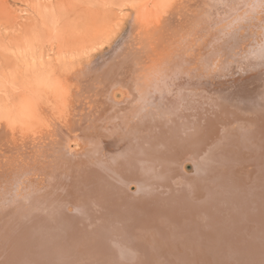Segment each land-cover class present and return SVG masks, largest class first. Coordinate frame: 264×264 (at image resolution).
Instances as JSON below:
<instances>
[{
  "label": "bare ground",
  "instance_id": "bare-ground-1",
  "mask_svg": "<svg viewBox=\"0 0 264 264\" xmlns=\"http://www.w3.org/2000/svg\"><path fill=\"white\" fill-rule=\"evenodd\" d=\"M107 1L109 3L114 2L118 5V0H113L112 2H110V0ZM107 1L106 3L101 2V4L99 3V5H96L98 2L96 3L95 0H59V2L56 1L57 3H52L53 1H51L52 4L49 5L34 6V18L29 20L30 23L28 21L22 26V32L25 26L29 24L28 26L31 27L33 26L31 25L32 23L36 21V23H38L39 20L41 24H37V28H32V32H40V30H42V25L44 23L47 25V19L52 17L53 19H51V21H54L51 26H55V28L53 27L54 29L51 30L52 28L49 25L47 26L50 27L51 32H54L50 35L51 39H53L52 35H54L55 32L59 37L58 39L54 37L57 41L55 43L56 46H54L57 57H54L56 60H52L48 59L51 58V56L45 58L46 56L44 53H40L39 55L35 53L36 56L31 54L32 57L30 55L26 58V62L23 61V71L22 69L20 70L22 72H18L15 69H8L7 67L8 70L1 73L3 79H0V87L4 86L2 89L6 87L8 92L7 97H9L10 92L13 93V97H17L18 100L21 98V100H19L18 103L15 102V104L20 107H26L27 101L29 102L30 99L34 98V94L41 97L42 93L40 92L45 90L43 92L44 95L46 89H48V83H52L51 85L56 84L57 87H55L59 89L63 81L66 82L65 79L68 78L67 75H64V72H68L70 77L72 75L71 78L77 77L75 79L77 81L81 72L83 73L85 70L94 66V63L98 64V58L92 60L88 56L91 55L92 51H96V46L106 39L109 35V28L111 30L110 22L112 21V9H104V4H107ZM120 1L119 4L125 2L124 0ZM160 1L161 0H159V5ZM182 1L183 0H181V2ZM204 1L208 0H196L197 7L199 8L201 2ZM178 2L181 3L180 1ZM196 2L194 3V8L196 7ZM213 2L214 5L218 3L216 7H219L218 5L221 3L219 0ZM229 2L232 1L230 0ZM161 3H163V1H161ZM254 3L256 4V1ZM222 5L223 4H221V6ZM229 5H227L228 10H230L229 8L231 7V4ZM168 6L170 7L171 4ZM172 6H174V3H172ZM172 6L170 8H172ZM180 6L176 7V9H179ZM210 6L209 8L206 7V10L214 7L213 5ZM190 7L192 9L193 5L191 4ZM225 7L224 4V8ZM233 7L234 6L231 8ZM236 7H234L235 10ZM215 8L214 10H216ZM222 8H217L218 11L216 10V12L212 9L211 12H214L213 17H215V14H218L219 10ZM242 8L244 10V7ZM224 11L225 10L220 14L222 18L228 12L226 9L227 12L225 11L226 13H224L223 16ZM236 13L237 12H235V14ZM217 14L216 16L219 15ZM228 15L226 16L228 17ZM236 15V18H239L238 14ZM209 16L212 18V14ZM206 18L204 16L205 20ZM249 21L248 19L244 24ZM251 21H253V18ZM220 22H222V20ZM234 22H236L235 19ZM147 23L148 22H146V24ZM262 24L261 26H263ZM45 25H43V27ZM219 25H221V23H218V27ZM143 26L147 25L143 24ZM241 26H238L239 29ZM253 26H251L250 29L246 27V30L249 31L251 35H248V33L245 34L248 37L251 36L253 40L250 41L257 42L256 45L258 48L263 50L264 44L263 46L261 44L263 41L260 43V36L253 38L256 32L262 34V29L257 28V26L260 25L255 22ZM30 27L29 29L31 31ZM129 28L128 31L130 30ZM206 28L207 27H205V29ZM223 28L226 30L225 27ZM29 29L26 28L25 31ZM205 29H203V31ZM207 31L209 32L210 30L207 29L206 33H208ZM49 32L47 31L46 33L49 35ZM27 33L29 34V31ZM223 33H225V31ZM127 34L128 33L125 35ZM133 34L132 36H134ZM64 35H68V38L72 40L67 39L66 41H62L61 39ZM235 35L237 36L238 34L235 33ZM207 36H209V34ZM227 36L229 35L227 34ZM124 37L125 36H123V38ZM161 37H163V35ZM63 40H65V38ZM135 40L136 39H134V42ZM240 40L241 38L238 41ZM129 41H131L130 37ZM238 41L236 43H238ZM136 42L139 43V41ZM120 43L122 44L121 41ZM127 44H130V42ZM221 44L223 43L221 42ZM242 44L243 43H241V45ZM251 44L252 43H250V45ZM221 47L223 46L221 45ZM210 48L209 50H212V48ZM243 48L245 47L241 46V49ZM223 49H225V47ZM205 50L206 49H204V51ZM246 52L244 53L246 56L252 54ZM257 52H259V49ZM115 53L117 52L115 51ZM234 53L233 51V55ZM134 54L136 53L134 52L133 55ZM161 54H164V50ZM184 54L186 57V53ZM191 54L193 53L191 52ZM241 54L242 53H240V58L242 56ZM208 55L210 54H207L206 57H208ZM125 56H127V54H125L124 57ZM136 56L137 55L134 57ZM144 56L146 57V54H144ZM153 56L154 55H152V57ZM160 56L162 57V55ZM228 56L230 57V55ZM243 56L245 57V55ZM206 57H202L201 60L204 61V59H207ZM232 57L235 58L236 54L235 57L231 56L230 58ZM150 58L148 59L149 61L151 60ZM230 58L229 61L231 62ZM233 58L232 61H235ZM125 59L123 58V60ZM137 59L138 58H134L130 63L132 65L131 70H135L133 72V74L135 73L133 79H137L136 77L140 76L142 74L141 71H143L138 68L139 65L137 64L139 59ZM152 60L154 59L152 58ZM246 60L247 59H245V61ZM15 61H13V65H15ZM119 61L121 62L122 60L120 59ZM125 61L124 64L126 63ZM210 62L211 61H209V63ZM155 63L153 64L154 67ZM206 63H208V61H206ZM206 63H204V65ZM215 63H217V61ZM117 64L119 63L117 62ZM130 64L128 65L130 66ZM169 64L170 63L167 62L168 68L171 66H169ZM225 64L223 63L222 65ZM227 64H229V62ZM261 64L251 68L256 71L253 73H257V71H261V69L264 68L263 64ZM20 65L19 63L17 68L21 67ZM175 65H177V63L174 64V66ZM232 65L231 68L234 66ZM129 66L127 68L130 69ZM146 66L148 69L147 64ZM164 66L163 64L162 67ZM229 66L228 68L225 66L228 71ZM111 67L112 66L107 67L100 73H98L99 70L97 69L98 71H94L93 75L96 74L98 76L99 74L103 79L107 77L110 78L112 75L115 76L116 74L113 73L117 70L116 66L114 69ZM154 67L152 66V68ZM166 67L167 66L164 68L166 69ZM206 67L208 66H205V68ZM108 68L111 69L109 70ZM171 69H169V71H173ZM177 69L179 70V68ZM226 69H224V71ZM178 70H176V72ZM146 71L144 73H146ZM152 71L154 70L152 69ZM127 72L129 75L132 73H129V71ZM183 72L172 81H168L167 79L164 80H167V83L165 82L167 85H175L173 87L171 86L169 89H167L168 87L166 88V86L164 87V84L161 82L152 83V85L157 86L153 87L150 82L148 85L145 79H141L140 82L137 80L136 84L139 83V87L135 86L137 90L134 91L132 95L130 94L132 96H130L131 98L129 97V99H126L124 102H118L117 100H113L115 98L111 99V95L109 94L110 96L108 99L111 101L107 99L110 102H106L107 100H104L102 106L99 107L100 109L92 120L91 118L87 119L86 117H88V115L85 117V115H83L85 113H83L82 115L87 120V123L88 120L90 123L87 124L86 121L83 122L82 118H80V122H76L77 126L74 125L79 128L78 130L82 133L81 136L84 135L87 137V141L84 143L86 149L79 154L66 152L64 142L55 141L57 152L55 153L57 156L56 154L54 155L56 156L54 159L56 162L51 169L53 171V176L50 177L49 182L55 187L52 189L53 194L57 195H55L54 198L46 199L49 195L46 194V196L34 199L33 203L31 201L32 204L30 203V206H28L24 200H19L23 202V205L21 207L19 206L20 208L16 210H10L12 209L11 207H13L12 204L16 200L5 201L4 199V201H0V264H170L169 261L166 262V260L169 259L172 264L173 262L175 263L176 261L170 257L167 259L168 257L164 255L165 258H163L164 256L159 252L161 246L164 244L165 247L167 245V249L165 248L166 251L170 252L169 254L164 252V254L171 255L172 258L176 257V260L179 261L178 264H264V93L253 92V90L249 89L233 88V92L225 90V92L218 91V94H216L218 98L213 99L211 96L212 93L199 95L198 91L196 92V89H198L197 87L206 86L201 77L190 74L191 71L189 72V70L185 71L186 74H183ZM52 74L58 77H52ZM65 76L67 77L65 78ZM254 76L253 78H256ZM151 77L152 76H150V78ZM54 78L62 80L58 82L57 80L55 81ZM93 79L92 76L91 80ZM120 79L122 78L120 77ZM67 80L70 82L71 79L69 80L68 78ZM79 80L82 81L83 79L81 78ZM87 81L86 86L91 84L90 80V83H87ZM100 81L101 80H99V82ZM6 82L9 84L8 86L5 85ZM71 82L74 83L73 81ZM71 82L70 84H72ZM83 82L84 81H82V83ZM125 83L129 84V82ZM125 83H123V85ZM132 83H135V81L132 80ZM68 86L69 85H67V88ZM77 86H79L78 83ZM100 86L102 85L100 84ZM111 86L108 85V87ZM183 86L184 89L182 88ZM38 87L41 91L36 89ZM99 87L97 89H99ZM124 87L126 86L124 85ZM88 88L89 87H87V89ZM91 88L90 90H93ZM87 89L86 91H88ZM105 89L108 94V89ZM94 90L92 91L93 93ZM207 91H209V89H207ZM97 94L99 93H94L95 96ZM103 95L102 97H106V94L103 93ZM50 96H52V94H48V98ZM74 96H68L69 101L70 98L73 99L70 101L71 104L75 100ZM65 100L70 104L68 99ZM5 102L7 101H4L3 104H5ZM79 102L81 103V101ZM95 102L99 103V101ZM3 104L1 102L0 107ZM28 104H30V102ZM56 104L55 106L58 105ZM73 105L74 104L71 106ZM3 106L1 108H3L4 111L5 107ZM30 106L31 105H27V107ZM92 107L93 105L90 107V110ZM216 107L218 109H216ZM68 109H71V107ZM21 110L23 109L21 108ZM82 111H84V109ZM87 111H89L88 107ZM239 113L242 115L241 118H239ZM57 116H60V114ZM90 116L91 114H89V117ZM93 116L92 114V117ZM237 120H244L243 122H246L247 126L249 124L251 126H249L248 130H244V132L240 131V129L237 128L238 125H235L236 127L232 126ZM72 121L75 122L74 119ZM66 128L69 127L66 126ZM75 131L77 132V130ZM75 131L74 133L76 134ZM71 136H73V133ZM71 136L70 139L73 138ZM2 142L4 141L2 140ZM0 147L3 149L1 145ZM52 151L54 153L55 150ZM11 154H13V152ZM17 154L21 155V152H16L15 155L17 156ZM21 157H23V155ZM183 160H189L192 163L193 170L189 174L185 172V168L182 166ZM57 170L60 171V174H57ZM63 173L67 175L66 177L68 179L63 177ZM69 174L70 177H68ZM30 175L31 174H29V176ZM26 179H28L27 182H30L29 178ZM26 179L23 181L24 183ZM130 183L135 184L136 188L134 192L130 191ZM55 185L58 188H56ZM199 189H205V193L200 194ZM19 193H21V196L24 194L22 190ZM28 196H31V194ZM22 197L24 198L25 195ZM198 197L199 202L196 199ZM200 199L204 200L203 202L201 201L202 204ZM36 201L38 203L40 202L43 208H39L36 205ZM68 203H70L71 209L67 208ZM201 212L204 213L203 217H205V220L202 223L203 225H198L199 223L197 224L196 219L199 218L197 215ZM138 226L145 227L149 230V233L148 230L147 234L140 232L141 229L138 228ZM135 229H137V231ZM178 232L181 234L187 232L190 235L189 239L182 241L181 238L178 237L181 235ZM196 244H199L200 247ZM195 247L200 248L199 251L201 252L197 253V251L193 250ZM177 254L179 255L177 256Z\"/></svg>",
  "mask_w": 264,
  "mask_h": 264
},
{
  "label": "rangeland",
  "instance_id": "rangeland-1",
  "mask_svg": "<svg viewBox=\"0 0 264 264\" xmlns=\"http://www.w3.org/2000/svg\"><path fill=\"white\" fill-rule=\"evenodd\" d=\"M51 1H53L52 3L59 2V0H0V79H3L1 76V73L6 72L8 69H15L18 72H22L23 66H24L23 63L26 62V58L28 56H30L31 54L33 56H36V54L39 55L40 53L41 54L44 53L46 56L45 58H48L49 56H51V58H48V59L56 60L54 58L55 56L57 57V55L55 53L56 49L54 47V46H56L55 43L57 42L55 38L58 39L59 37H58V35H56L57 34L56 32L54 35H52L53 39H51V37H50L51 33L52 34L54 33V32H51V30H53L55 28V26H51L52 22L54 21V20L51 21V19H53L52 17L47 19L48 20L47 25H49L52 28L51 30H50V27L45 25V23H44L43 25H45L46 28H45V26L43 27V25H42V30H40V32H32V28H35V27L37 28V24H39V25L41 24V23H39L40 22V20H39L38 23H36L37 21L32 23L31 25H33V26H31V27L28 26L29 24L27 26H25L24 31L22 32V30H23L22 26H24L29 20H32L34 18L33 17V7L34 6H41V5L44 6L47 4L49 5V4H52ZM99 1L95 0L96 3L98 2L96 5H99V3L101 4V2L106 3L107 0H99ZM112 1L113 0H110V2H112ZM114 1H116V0H114ZM119 1L120 0H118V5H116L114 2L109 3L108 1H107V4H104V9H106V8L112 9V14H111L112 15V21L110 22L111 30L109 28V30H108L109 35L106 37L105 40L102 41V43H100L99 45L96 46V51L95 50L92 51L91 55L88 56L92 60L98 58V61H97L98 64L94 63L95 65L92 66L91 68H89L90 71H89V69H87L88 71L85 70V72H83V73L81 72L77 81L75 80L77 77L71 78L72 75L70 77V74L67 71L66 72L68 74L64 72V75H67L69 80L71 79L70 82L71 81L74 82V80H75V82L74 83L71 82L72 84H70V82L67 80L68 79L67 78V79H65L66 82L63 81L61 86H59V89L56 88L57 87L56 84L51 85L52 83L51 84L48 83L47 84L48 89H46L47 93L45 92L44 95H43V92L45 90L41 91V89H39V87L36 88V89H39L41 91L40 93H42V94H41V97H38L34 94V98L29 100L30 104H28L29 102L27 101V105H31L30 107H27V105H26V107L17 106L15 104V102L18 103L19 100H21V98L18 100L17 97H13V93H11V92L9 93V97H7L8 92L6 90V87L4 89H2L4 86L0 87V96L3 99L2 100L0 98L2 104L4 101H7V102H5V104H3L5 106H3V105L2 106L5 107L6 110L9 108L7 111L4 108V111H3V108H1L2 106L0 107V130H1L0 136L2 137V138L0 137V141H1L0 145L3 147V149L0 147V201H4V199H5V201L16 200L12 204L13 207H11L12 209H10V210L19 209L23 205V202H20L19 200H24V202H26V204L28 206H30L31 201L33 203L34 199L46 196V194H49L48 197H46V199L47 198L48 199L54 198V196L57 195V194H55V195L53 194L52 189H54L55 187L52 183L49 182L50 177L53 176V174H52L53 171L51 169L53 168V166L56 162L54 159L57 156L55 141H61V142L63 141L65 145L67 144L65 146L63 143H61L64 145V148H66V150L65 149H63V150H65L66 152L68 151L71 154H74V153L79 154L81 151L85 150L86 146L84 145V143H85V141H87V139H86L87 137L84 135H82L83 137L81 136L82 133L80 132V130H78L79 128L75 127V126H77L76 122L79 123L80 122L79 119L82 118L83 122L86 121V123H87V120L83 117V115H85V117L88 115V117H86V118L87 119L91 118V120H92L96 116L97 111L100 109L99 107L102 106V104H103L102 102L104 100L106 101L110 95H111L110 96L111 99L115 98L113 100H117L118 102L119 101L124 102L126 99H129V97L134 93V91L137 90V87H139L138 86L139 83L136 84L137 80H138V82H140L141 79H145V81L147 82L148 85H149V82L151 83V85H152V83L154 84L156 82H159V83L161 82L164 84V87L166 86V88L168 87L167 89H169V88H171L172 85H170V84L167 85L166 84L167 80L172 81L173 79L177 78L178 75L180 76L182 74L181 72L184 71L183 74H186L185 71L189 70V72L191 71L190 74H192L194 76L198 75L199 77H201V79L204 81V85H206L205 87H197L198 89H196V92L198 91L199 95L204 94V93H208V94L212 93L211 94L212 98L217 99L218 95H216V94H218V91H224L225 90V91L233 92L234 89H237V88H242L244 90L249 89V90H253V92L264 93V68H262L261 71H257V73H253L256 71L251 69V68H253V67H255L261 63L264 66V49L260 50V48H258V46L256 45L257 42L250 41V40H253L252 37L249 36L250 37L249 38L245 34V33H248V35H251V33L246 30L247 29L246 27H248L250 29V27L253 26L254 22H255L256 24L260 25V26H257V28L262 29L261 30L262 34L256 32L255 33L256 35L254 34L255 36H253V38H255L256 36H260L259 37L260 43L262 41L264 42V40H262V39H264V36H262V35H264V23H263L264 22V5H263L264 0H250V1L249 0L248 1L247 0H238L239 2L237 0H231L232 2H229L230 0L229 1L228 0H224V1L219 0V2H221L218 5L219 7H216L218 3L215 5L213 4L214 3L213 1H218V0H208V1L201 2V5L199 8L197 7L196 0L195 1L194 0H183L182 2H181V0H178L181 3H179L177 0H168V1L167 0H161V1H163V3H161V1H160V5H159V0H130V1L124 0L125 2H122L120 4H119ZM255 1H256V4L254 3ZM195 2H196V7L194 8ZM233 2H234V4H233ZM250 2H251V4H250ZM172 3H174L175 8H174V6H172ZM169 4H171L172 8H170L171 6L170 7L168 6ZM191 4L193 5L192 9L190 7ZM221 4H223L222 5L223 8H222ZM224 4L226 6L225 8H224ZM229 4H231V7L232 6H234V7L238 6V7H236L237 11L235 10L234 7L233 8L230 7L229 8L231 10V12H230V10H228V8H227V5H229ZM210 5L211 6L213 5L214 7H211ZM160 6H162V7H160ZM178 6H180L179 9L178 8L176 9V7H178ZM209 6L211 7V9L206 10L207 8H209ZM220 7L222 9L219 10V13H218L219 15L216 13L220 18L218 16H216V14H215L216 18L213 17L214 12H216L217 8L219 9ZM242 7H244V10ZM214 8L216 10H214ZM249 8H251V9H249ZM212 9L214 12L213 11L211 12ZM226 9L229 13L226 11ZM232 9H233V11H232ZM223 10H225L227 13L224 11L223 16H224V13H226V14L222 18V15L220 16V14L222 13ZM152 12H153V14H152ZM235 12H237L236 14H238L239 18H236L237 15L235 14ZM208 13L212 14V16H211L212 18H210V16H209L211 14H208ZM240 14H241V16H240ZM252 14H253V16H252ZM226 15H228V17ZM204 16H205V18L208 16L206 18V20L204 19ZM225 17H226V20L228 22L225 20ZM142 18H144V19H142ZM209 18H210V20H209ZM217 18H218V20H217ZM252 18H253V21H251ZM234 19L236 22H234ZM248 19L251 21V23L249 21V22H247L248 24L247 23L244 24L246 21H248ZM221 20L223 23L220 22ZM214 21H215V25H214ZM146 22H148V23L146 24ZM29 23H30V21H29ZM142 23L144 25H147V26H143ZM218 23L219 24L221 23V25H219V27H218ZM131 24H132V26H131ZM250 24H251V26H250ZM261 24L263 26H261ZM209 25H211V26H209ZM239 25L240 26L242 25L241 26L242 29H241V27L239 29V27H238ZM165 26H166V28H165ZM208 26L210 29L208 28ZM29 27L31 28V31H30ZM129 27H131V28H129ZM205 27H207V28L205 29ZM215 27H216V29H215ZM223 27H225L226 30H224ZM26 28L29 30L25 31ZM128 28L130 29L129 31H128ZM203 29H205V30L203 31ZM207 29L210 30L209 32H211V33H209L208 31H207L208 33H206ZM131 30H133V31H131ZM211 30H213L214 33ZM220 30H222L223 32L225 31V33H227L229 36H227V34L223 33ZM28 31H29V34L27 33ZM47 31L48 32L50 31L49 35L46 33ZM137 32H138V34H137ZM25 33H27L28 35ZM126 33H128V34L125 35ZM235 33H237L238 35L236 36ZM132 34L134 36H132ZM208 34H209V36H207ZM239 34H240V37H239ZM162 35H163V37H161ZM233 35H235V36H233ZM22 36H23V38L25 37L24 38L25 40L22 38ZM123 36H125L126 38L125 37L123 38ZM223 36L224 37L226 36L225 39ZM242 36H243V38H242ZM63 37L65 38V40H63L64 39ZM63 37L61 39L62 41H66L67 39H70V38H68V35L67 36L64 35ZM129 37H130L131 41H129ZM132 37H134V38H132ZM200 37H201L202 42L200 40ZM148 38H149V40H148ZM205 38H206V40H205ZM237 38H239V39L241 38V40L238 41L239 39H237ZM41 39H43V40H41ZM134 39H136L135 42H134ZM244 39H245V41H244ZM70 40H72V39H70ZM236 40L238 41V43H236L237 42ZM120 41L122 42V44L120 43ZM123 41H124V43H123ZM136 41H139V43H137ZM129 42H130V44H127ZM221 42L223 44H221ZM263 42L261 43L262 46L264 44ZM46 43H47V45H46ZM226 43H228V44H226ZM241 43H243V44L241 45ZM250 43H252V44L250 45ZM39 44L42 46V48ZM29 45H30V47H29ZM221 45L223 47H221ZM232 45H233V47H232ZM240 45L242 47L246 48V49L243 48L245 50V52L248 51L246 53H252V54L247 55L249 58L246 56V54H244L245 52L243 49H241ZM212 46H214V47H212ZM210 47L212 48V50H209ZM224 47H225V49H223ZM229 47H231V48H229ZM221 48H222V51H221ZM24 49H26V50H24ZM194 49H196V50H194ZM204 49H206V50L204 51ZM235 49H237V50H235ZM258 49H259V52H257ZM163 50H164V54H161V53H163ZM226 50L230 51V52H227ZM115 51L117 53H115ZM207 51H208V53H207ZM233 51L235 52L234 55H233ZM134 52L136 54L133 55ZM191 52L193 54H191ZM223 52H225V53H223ZM152 53H154V54H152ZM184 53H186V57H185ZM187 53L189 54L190 57L188 56ZM228 53H232V54H228ZM240 53H242L241 58L244 60H242L240 58ZM125 54H127L128 57L127 56L124 57ZM144 54H146V57L144 56ZM159 54L162 55V57ZM204 54H206V55H204ZM207 54H210V55H208V57H206ZM235 54H236V57H235ZM12 55H14V56H12ZM21 55H22V57H21ZM32 55H31V57H32ZM135 55H137V56L134 57ZM152 55H154V56L152 57ZM180 55H182V56H180ZM228 55H230V57L234 56L235 58H233V57L232 58H233V60L235 59L237 64L235 63V61H232V58H230ZM238 55H239L240 59L238 58ZM243 55H245V57H247V58H245ZM131 56L133 59L134 58L139 59V60L137 59L139 61L137 65L140 66V67L138 66V68L143 70V71H141L142 74L140 73L142 76L141 75L137 76L136 77L137 79H133V77H134L133 75H135V73L133 74V72L135 70L134 71L131 70L132 65L130 63H131V60L133 61ZM174 57H175V59H174ZM202 57L203 58L206 57L207 59H204V61H203V60H201ZM226 57L228 58V60ZM118 58H119V60L121 59L122 61L120 62L118 60ZM123 58L124 59L127 58L128 60L125 59L126 60L125 61V60H123ZM140 58L141 59L144 58V59L141 60ZM149 58L151 60L153 58L154 60L149 61L148 60ZM229 58L231 59V62L229 61ZM219 59H220V61H219ZM245 59H247V60L245 61ZM19 60H20V62H19ZM205 60L208 61V63H206ZM226 60H227V63L229 62V64L226 63L227 65L225 64ZM13 61H15V63H14L15 65L12 64ZM124 61L126 62L125 64H124ZM155 61H156V63H155ZM170 61H172V62H170ZM176 61H178V62H176ZM209 61H211L210 62L211 64L209 63ZM216 61H217V63H215ZM221 61H223V62H221ZM117 62L119 64H117ZM167 62L170 63L169 64V66L171 65L170 68H168ZM173 62H174V64L177 63V65H175L177 67L174 66ZM203 62L206 64L204 65ZM19 63L21 64L20 65L21 67H19L20 69L17 68ZM154 63H155L156 68L153 65ZM223 63L225 65H222ZM231 63L233 65L235 63L234 66L238 65L239 63L240 64L238 65L239 67L238 66L234 67ZM122 64H124V65H122ZM128 64H130V66ZM146 64L148 65V69H147ZM163 64L165 66H167L166 69L164 68L165 66L162 67ZM184 64H185V68H184ZM114 65L116 66V69H117V70H115V72L117 71L116 73L113 71L114 72L113 74H116V75L115 76L112 75L113 77L111 76L114 79H112L111 77H110L111 79L109 77H107L106 79H103L102 76L100 77L99 74H98V76L96 74L93 75L94 71L99 70L98 73H100L102 70H104L110 66H112L114 69V67H115ZM179 65H181L182 67ZM231 65L233 66V68H231ZM128 66L130 67V69L127 68ZM152 66L154 68H152ZM205 66H208V67L210 66V67L208 69V67L205 68ZM225 66L227 68L229 66V71H228V69L225 68ZM7 67H8V69H7ZM124 67H125V69H124ZM187 67H188V69H187ZM211 67H213V68H211ZM150 68H151V70H150ZM177 68H179V70ZM21 69H22V71H20ZM146 69H147V71H146ZM152 69L154 71H152ZM169 69H171L173 71H169ZM224 69H226V70L224 71ZM165 70H166V73H165ZM176 70H178L177 71L178 73L176 72ZM181 70H183V71H181ZM208 70H210V71H208ZM127 71H129V73L130 72H132V73H130V75H129V74H127L128 73ZM145 71H146V73H144ZM236 72H238V73H236ZM216 73H218V74H216ZM85 74H86V76H85ZM118 74L120 75V77L124 81L122 79H120ZM148 74H150V75H148ZM91 75L93 76V78L95 80L94 79L91 80L92 79ZM51 76L55 77V78L58 77L57 75L55 76L54 74H52ZM67 76H65V78ZM150 76H152V77L150 78ZM253 76L256 78H253ZM124 77H126V78H124ZM160 77L161 78L163 77V78L161 79ZM205 77L206 78L209 77L211 80L209 78H207V80H206ZM55 78H54V80L56 81L57 79H55ZM81 78L83 79L82 81H84L83 83L81 80H79ZM152 78H154V79H152ZM169 78H171V79H169ZM245 78H247V79H245ZM165 79H167V80L164 81ZM61 80L58 79L57 81L59 82ZM87 80L91 81V84H89L88 86H86ZM99 80H101V81L99 82ZM132 80L135 81V83H132ZM79 81H80V83H79ZM88 81H87V83H90V81L89 82ZM106 82L109 86H111V85L112 86L108 87ZM108 82H111V83H108ZM125 82H129L130 85L128 83H125ZM75 83H76V85H75ZM77 83L79 86H77ZM84 83H85V85H84ZM123 83H125L124 85L126 87H124ZM100 84L102 86H100ZM5 85L8 86L9 84L6 82ZM67 85H69L68 88H67ZM135 86H137V87L135 88ZM152 86L157 87L156 85H152ZM173 86H175V85H173ZM87 87H89V88L87 89ZM98 87H99V89H97ZM77 88H78L79 92L77 91ZM90 88L93 90L96 89V90H94V93H99V94H97L98 96L97 95L95 96L94 93L92 92L93 90H90ZM105 88L108 89V94H107V90ZM182 88L184 89V86ZM86 89L89 92L86 91ZM207 89H209V91H207ZM36 91H38V90H36ZM57 91H58V93H57ZM95 91H97V92H95ZM71 93L73 96L76 94L74 96L75 98L73 97L75 99L74 102L72 103V104H74L73 106H71L72 104L70 102L73 99L70 98V101H69V97H72ZM77 93H80V94H77ZM103 93L106 94V97H102V96H104ZM48 94L49 95L52 94V96H50L48 98ZM91 94H93V95H91ZM77 95H79V96H77ZM81 95H83V96H81ZM112 96H114V97H112ZM134 96H135V94H134ZM45 97H47V98H45ZM78 97H80V98H78ZM65 99H68L70 104H68V102H66L67 100H65ZM76 100L81 101V103L79 101L77 102ZM108 100H110V99H108ZM108 100L106 102L111 101V100L110 101H108ZM95 101H99V103L95 102ZM55 104L57 106H55ZM75 104H77V105H75ZM92 105H93L95 111H94L93 107L90 110V107ZM7 106H8V108H7ZM54 106H55V108H54ZM70 107H71V109H68ZM87 107H88L89 111H87ZM21 108L23 110H21ZM79 108H80V110H79ZM83 109H84V111H82ZM216 109H218V108L216 107ZM73 110H74V112H73ZM5 111H6V113H5ZM64 113L67 116L69 115L68 116L69 118ZM83 113H85V114H83ZM56 114L57 115L60 114V116H57ZM89 114H91L90 117H89ZM92 114L94 115L93 117H92ZM55 115H56V119H55ZM41 116H42V118H41ZM241 117H242V115L240 114L239 118H241ZM73 119L75 122L72 121ZM243 121L244 120H237L232 126L238 125L237 128L240 129V131L244 132V130H248L249 126H251V125L249 124L247 126L246 125L247 123L243 122ZM89 123L90 122L88 120L87 124H89ZM66 126L69 128H66ZM75 130H77V132ZM74 131L76 132V134L74 133ZM72 133H73V136H71ZM77 133H78V135H77ZM68 136H69V138H68ZM70 136L73 137V138H71L72 140L70 139ZM76 136H77V138H76ZM58 139H60V140H58ZM62 139H64V140H62ZM2 140L4 142H2ZM251 140H253V139H251ZM6 141H10V142H6ZM255 143H256V141H255ZM9 145H11V146H9ZM6 146L7 147L9 146V147L7 148ZM24 147H26V148H24ZM4 148H5V151H4ZM67 148H68V150H67ZM6 149H10V150H6ZM11 150H13V151H11ZM52 150H55L54 153ZM18 151L21 152V155L17 154V156H16L15 153L16 152L19 153ZM12 152H13V154H11ZM55 154H56V156H54ZM22 155H23V157H21ZM243 155L245 157H247L245 154H243ZM243 161H244V159H243ZM243 161H241V162H243ZM182 164H183L182 165L183 168H185L184 169L185 172H187L188 174L190 172H192L193 166L189 160H183ZM49 169H50V171H49ZM29 174H31V175L29 176ZM57 174H60V171L57 170ZM61 174H62V171H61ZM66 176H67L66 174L63 175V177L65 179H68ZM23 177H24V179H23ZM63 177H62V179H63ZM68 177H70V174ZM26 178H29L30 182H27L28 179H26ZM25 179H26V182L24 183L23 181H25ZM23 184H25V185H23ZM129 185H130L129 186L130 191L134 192V190L136 188L135 184L130 183ZM50 186H53V187H50ZM56 188H58V187L56 186ZM18 189H20V190H18ZM21 190L24 193V194H22V196L25 195L24 198L21 196L22 192L19 193ZM16 191H17V193H16ZM199 191H200V194L205 193V189L204 190L199 189ZM49 192H51V193H49ZM29 193L31 194V196H28V195H30ZM52 195H53V197H52ZM196 199L199 202V200H198L199 197ZM201 201L203 202L204 200L200 199V202ZM202 202H201V204H202ZM36 205L39 208H43V205H41L40 202L39 203L37 202ZM75 206H77V205H75ZM67 208L71 209L70 203L67 204ZM203 214L204 213L201 212V213H198V215H197L199 217V218H197L198 220L196 219L197 224L199 223L198 225H203L202 223L205 220L204 219L205 217H203L204 216ZM135 228H137V227H135ZM138 228L141 229L140 232H144L147 234L148 229H146L145 227H140V226H138ZM135 230L137 231V229H135ZM136 231H133V232H136ZM148 233H149V230H148ZM178 233L181 234L180 232H178ZM186 233L187 232H184V234H181L183 236L180 235L181 237L180 236H178V237L181 238L182 241L188 240L190 235L188 233L187 234ZM145 235H144V237H145ZM196 245L198 246L199 244H196ZM199 247H200V245H199ZM163 248H164V250H163ZM165 248L167 249V245L165 247V244L163 246H161V248H160L159 252L162 253V256H164V255L167 256L168 257V258L166 257L167 259H169V257H170L171 259L176 261L175 263L173 262V264H178L179 261L176 260V257L172 258L171 255L166 254V253L169 254L170 252L166 251ZM193 250L197 251V253L201 252V251H199L200 248L195 247V248H193ZM164 252H166V253L164 254ZM179 254H181V253H179ZM179 254H177V256ZM165 256L163 258H165ZM167 261H169V263L172 264V262H170V259L166 260V262Z\"/></svg>",
  "mask_w": 264,
  "mask_h": 264
}]
</instances>
